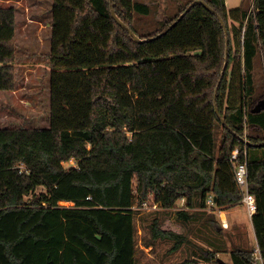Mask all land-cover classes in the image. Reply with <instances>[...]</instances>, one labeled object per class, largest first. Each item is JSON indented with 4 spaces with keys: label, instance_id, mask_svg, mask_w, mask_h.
<instances>
[{
    "label": "trees",
    "instance_id": "16d2710c",
    "mask_svg": "<svg viewBox=\"0 0 264 264\" xmlns=\"http://www.w3.org/2000/svg\"><path fill=\"white\" fill-rule=\"evenodd\" d=\"M194 1L140 32L152 15L142 2L52 0L49 127L0 129V264H138L135 207L184 199L208 209L212 198L232 209L243 202L244 162L264 260V111L252 113L264 98L253 75L257 59L264 67V0L252 10L202 0L215 13L196 4L168 30ZM112 4L146 41L118 25ZM17 50L16 10L0 7V91L15 87ZM71 160L78 166L68 170ZM158 225L154 239L175 238L179 250L186 239ZM200 256L223 261L211 249ZM231 259L254 264V251L237 248Z\"/></svg>",
    "mask_w": 264,
    "mask_h": 264
},
{
    "label": "rangeland",
    "instance_id": "374dc122",
    "mask_svg": "<svg viewBox=\"0 0 264 264\" xmlns=\"http://www.w3.org/2000/svg\"><path fill=\"white\" fill-rule=\"evenodd\" d=\"M150 3L152 15L144 18L137 28L140 32L159 29L163 21L175 15L189 0H136ZM254 0H227V7L249 8ZM0 7L16 10V37L18 50L15 70L16 83L12 91H0V129L25 127L48 128L51 115V68L45 55L51 52L52 0H0ZM256 77L258 92L264 91L263 77ZM260 89V90H259ZM222 131L217 142L221 143ZM66 169L78 166L75 160L64 163ZM71 207L72 203H60ZM236 228H227L217 220L214 208L190 207L181 199L171 209L160 208L151 199L142 207H135L136 247L138 264H206L202 251L218 252V258L232 264L231 252L237 248L254 251L257 247L252 219L246 205L241 202L232 208ZM186 212L187 222L178 218ZM217 211V210H216ZM193 215V216H191ZM184 237L186 241L174 251L175 238L154 239L153 226ZM195 262V263H194Z\"/></svg>",
    "mask_w": 264,
    "mask_h": 264
},
{
    "label": "built area",
    "instance_id": "2783aa9c",
    "mask_svg": "<svg viewBox=\"0 0 264 264\" xmlns=\"http://www.w3.org/2000/svg\"><path fill=\"white\" fill-rule=\"evenodd\" d=\"M238 156H239V150L237 149L233 153L232 160L237 162ZM236 176H237L238 184L244 190L243 203L246 205L248 214L252 218V216L257 212V204H256L255 197L249 193V189H248L249 173H248V166L246 162L237 164ZM208 204L209 206L213 205L212 198L208 200ZM254 264H264V260L258 249V245L254 250Z\"/></svg>",
    "mask_w": 264,
    "mask_h": 264
},
{
    "label": "water",
    "instance_id": "95a60500",
    "mask_svg": "<svg viewBox=\"0 0 264 264\" xmlns=\"http://www.w3.org/2000/svg\"><path fill=\"white\" fill-rule=\"evenodd\" d=\"M114 2V0H111V3H113ZM196 4H203L204 6H206L208 9H210L202 0H196V1H194L188 8H187V10L180 16V18L178 19V21H176L175 23H173L171 26H170V28L168 29V30H170L171 28H173L185 15H186V13H188ZM211 10V9H210ZM213 13H215V11L214 10H211ZM111 12H112V16H113V18L115 19V21L118 23V25H120L123 29H125L126 31H128L129 32V34L131 35V37L136 41V42H138V43H143L144 41H146V40H141L122 20H120L119 19V17L117 16V14H116V12H115V9H114V4H112V10H111ZM219 19H220V21H221V24H222V26H223V28H224V31H225V34H226V39H227V41H226V45H227V47L229 46V32H228V30H227V27H226V25H225V22H224V20L221 18V17H219ZM167 30V31H168ZM159 36H161V35H159ZM228 63H229V54H228V48H227V53H226V58H225V65H224V69H223V72H222V74H224L225 73V71H226V69H227V67H228ZM217 94H218V89H217V91H216V97H217ZM262 111H264V98L263 99H261L257 104H256V106L252 109V113H255V114H257V113H260V112H262ZM216 112L218 113V115H219V109H218V107L216 106ZM223 124H224V120H223ZM264 145V144H263ZM257 146H262V145H257ZM217 199L215 198V201H216ZM222 264H227L225 261H222Z\"/></svg>",
    "mask_w": 264,
    "mask_h": 264
},
{
    "label": "crops",
    "instance_id": "0c3cea01",
    "mask_svg": "<svg viewBox=\"0 0 264 264\" xmlns=\"http://www.w3.org/2000/svg\"><path fill=\"white\" fill-rule=\"evenodd\" d=\"M141 2L146 4V5L151 6L150 3L146 2V1H141ZM225 2H226V5H227V0H225ZM256 61L257 62H256L255 67H254L253 75H254V79H255L256 89L258 90V84L256 83V77L255 76H258V77H261V78L263 77V79H264V67H263L262 61H260V59H257ZM256 156H261V154L260 153H258V154L256 153ZM210 208H214L213 212H217L216 213L217 214L216 218H217V220H219L223 224V226H225L227 228H229V227L236 228L235 218L232 217V215H234L232 213L233 209H220V208H217V207L209 206L208 209H210ZM253 231H254V229H253ZM254 235H255V233H254ZM255 238H256V236H255ZM256 242H257V239H256Z\"/></svg>",
    "mask_w": 264,
    "mask_h": 264
}]
</instances>
